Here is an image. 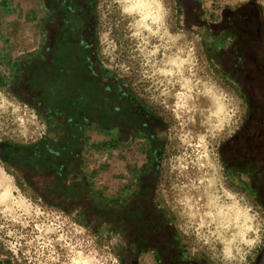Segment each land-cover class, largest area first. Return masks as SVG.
Wrapping results in <instances>:
<instances>
[{
  "label": "rangeland",
  "instance_id": "1",
  "mask_svg": "<svg viewBox=\"0 0 264 264\" xmlns=\"http://www.w3.org/2000/svg\"><path fill=\"white\" fill-rule=\"evenodd\" d=\"M95 17L94 38L102 70L119 80L147 109L161 118L162 149L156 160L154 200L178 237L184 257L220 264L214 236L212 198L227 187L259 213L261 243L247 256L255 264L264 248V209L226 169L222 146L243 117L235 85L210 61L201 23L190 25L184 2L199 19L241 0H164L167 31L148 33L137 14L122 13L117 0H86ZM264 11V0H259ZM51 11L42 0H0V143L23 146L57 142L63 126L20 99L12 87L24 63L41 57ZM154 27V26H153ZM136 33H139L138 35ZM179 34L174 41L170 35ZM188 60L177 68L173 61ZM170 62V63H169ZM169 63V64H168ZM227 94L224 114L203 93L206 86ZM81 164L90 197L118 205L134 194L139 178L153 167L146 138L129 142L97 127L83 132ZM12 191L0 205V259L8 264H130L120 233L107 222L90 225L80 211H64L37 194L23 172L0 159ZM207 199L209 202L207 203ZM187 233V235H185ZM204 239L208 240L205 244ZM195 250V254H193ZM80 260V261H79ZM152 256L131 264H154Z\"/></svg>",
  "mask_w": 264,
  "mask_h": 264
},
{
  "label": "flooded vegetation",
  "instance_id": "2",
  "mask_svg": "<svg viewBox=\"0 0 264 264\" xmlns=\"http://www.w3.org/2000/svg\"><path fill=\"white\" fill-rule=\"evenodd\" d=\"M184 4L185 21L190 25H203L210 61L227 81L235 85L244 102L243 117L234 134L222 146L223 164L264 209L263 8L259 0H241L223 5L212 16L204 13L203 19H199L193 13L196 5L191 1ZM47 7L52 14L50 27L57 14L51 3ZM54 31L51 27L48 35ZM65 48L62 86L70 106L64 114L70 119L65 123L55 114L47 116L63 126L57 142H35L29 158L21 156L25 152L0 143V159L20 169L33 190L50 205L64 211H80L90 225L107 222L115 228L123 241V255L130 264L148 255L152 256L154 264H204L184 257L174 228L164 221L154 200L157 162L153 148L157 146L160 129L158 116L143 106L123 83L102 70L96 44L88 56L72 44ZM54 49L51 44L44 43L41 57L35 60H42ZM35 60L21 66L19 78L12 87L20 99H27L22 76ZM88 127L113 132L124 142L139 134L148 143L154 167L139 178L134 194L118 205H100L90 197L89 182L80 157L83 132ZM0 264L8 263L0 259Z\"/></svg>",
  "mask_w": 264,
  "mask_h": 264
},
{
  "label": "trees",
  "instance_id": "3",
  "mask_svg": "<svg viewBox=\"0 0 264 264\" xmlns=\"http://www.w3.org/2000/svg\"><path fill=\"white\" fill-rule=\"evenodd\" d=\"M45 5L50 3L56 10L57 18L49 27L46 26L47 36L45 43L55 48L42 60L31 62L22 76V85L27 99H22L35 107L45 116L55 114L57 118L68 122L70 116L64 114L69 108L63 94V63L65 61V47L69 44L82 54L88 56L95 47L94 31L95 17L91 5L86 0H43ZM55 31L48 35V30ZM89 48V49H88ZM85 51H84V50ZM134 96V95H133ZM135 97V96H134ZM161 126V118H159ZM24 158H29L30 149L33 145L16 146L11 145ZM162 149V143L157 141L153 148L155 159L158 160Z\"/></svg>",
  "mask_w": 264,
  "mask_h": 264
},
{
  "label": "clouds",
  "instance_id": "4",
  "mask_svg": "<svg viewBox=\"0 0 264 264\" xmlns=\"http://www.w3.org/2000/svg\"><path fill=\"white\" fill-rule=\"evenodd\" d=\"M117 3L122 5V13L137 14V22L148 33L158 35L163 29L165 34H169L166 27L168 10L164 0H117ZM170 38L174 41L182 39L179 34L170 35ZM173 63L180 68L189 61L177 59ZM203 94L215 106L213 116L225 113L228 101L226 93L217 91L215 85H210L205 87ZM212 204L215 214L209 215L213 216L215 227L217 248L214 249V254L218 250L216 258L220 264H247V256L261 243L259 213L242 195L227 187L213 196ZM203 242L207 244L208 240L204 239Z\"/></svg>",
  "mask_w": 264,
  "mask_h": 264
},
{
  "label": "bare ground",
  "instance_id": "5",
  "mask_svg": "<svg viewBox=\"0 0 264 264\" xmlns=\"http://www.w3.org/2000/svg\"><path fill=\"white\" fill-rule=\"evenodd\" d=\"M11 191H12V186H11V181L9 179V175L4 173L2 170H0V205L9 204ZM206 201L208 203L209 199H207Z\"/></svg>",
  "mask_w": 264,
  "mask_h": 264
},
{
  "label": "water",
  "instance_id": "6",
  "mask_svg": "<svg viewBox=\"0 0 264 264\" xmlns=\"http://www.w3.org/2000/svg\"><path fill=\"white\" fill-rule=\"evenodd\" d=\"M255 264H264V248L262 249L261 253L259 254Z\"/></svg>",
  "mask_w": 264,
  "mask_h": 264
}]
</instances>
